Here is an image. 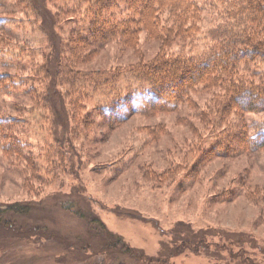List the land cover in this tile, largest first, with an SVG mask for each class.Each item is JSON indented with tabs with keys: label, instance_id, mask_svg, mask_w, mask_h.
<instances>
[{
	"label": "rangeland",
	"instance_id": "374dc122",
	"mask_svg": "<svg viewBox=\"0 0 264 264\" xmlns=\"http://www.w3.org/2000/svg\"><path fill=\"white\" fill-rule=\"evenodd\" d=\"M196 1L205 9L199 34L172 46L147 31L129 44L89 41L87 0L0 3V118L10 121L0 122V143L21 144L8 153L0 145V209L29 204L21 219L3 216L23 229L15 235L0 227V264H145L144 257L182 246L167 264H264V147L202 161L243 127L250 139L264 131V112L218 104L225 95L218 84L195 86L167 106L148 104V86L131 73L164 47L194 56L209 49L218 22L211 7L234 3ZM161 11V24L174 25L176 10ZM59 58L67 68L61 74ZM260 60L240 73H262ZM60 120L64 132L55 127ZM90 218L95 231L105 229L108 241L137 257L98 247ZM28 224L46 234H23ZM82 237L90 241L84 250ZM197 237L208 248L193 254L184 245L194 247Z\"/></svg>",
	"mask_w": 264,
	"mask_h": 264
},
{
	"label": "trees",
	"instance_id": "16d2710c",
	"mask_svg": "<svg viewBox=\"0 0 264 264\" xmlns=\"http://www.w3.org/2000/svg\"><path fill=\"white\" fill-rule=\"evenodd\" d=\"M5 1L0 0V3ZM87 1L88 4L84 12L87 21L86 27L89 30L87 36H90L89 41L91 42L101 40L102 43L119 38L124 44L134 43L137 41L139 32L147 31L148 35L153 38L163 36L161 41L164 45L183 44L194 35L199 34V26L202 22L203 11H205L204 6H200V2L197 3L196 0ZM228 2L229 0H225V5ZM233 3V6H227L223 11L211 7V11L217 14L218 22L209 32L211 46L205 53L197 56L182 55V53H169L167 47H164L160 49L154 59L141 62L139 65L132 67L131 73H136L138 80L147 85L151 92L148 104L159 105V107L167 106L175 101H181L186 96V92L195 86L212 88L213 85L218 84L223 86L225 92V95L217 98L218 104L225 105L226 108L236 110L241 114L264 112V69L262 73L254 72L248 75L241 74L239 71L244 65L248 66L254 63L256 58H260V61L264 63V0H233ZM203 5L209 6L208 1H205ZM171 8L176 10L175 13L174 11L169 13L174 18L175 23L168 27V25L161 24L160 13L162 12L161 9L171 11ZM117 11L118 16L124 14L123 19L116 18L114 14ZM157 30L163 35L157 33ZM172 30L175 32L174 34ZM74 34H76L78 41H84L80 39L79 35L86 36L85 33L83 35L82 32L78 31ZM95 36L102 37L95 38ZM58 63V70L61 74L62 71L67 70L64 65L66 62L64 60L62 64V60L59 58ZM199 67L202 68L201 71H199ZM191 72H195L196 77L191 76ZM187 76L189 80L182 85V79ZM234 100H236V103ZM52 106L55 107L56 102ZM1 121L4 124L10 122L6 118H0ZM55 127L60 128L61 132L66 131L61 120L56 122ZM226 137L223 136V138ZM227 141L229 142L227 143ZM57 142L59 149H61L64 166L67 163V153L63 148L64 138L59 137ZM0 145L2 149H5L4 153H8L6 151L11 147L18 149L17 147L21 146L17 139L13 142H1ZM241 146L249 151L264 147V131L259 132L250 139L247 129L243 127V130L237 136L220 140L213 148L215 154L204 157L202 161L204 163V161H208L213 157L229 156L234 154L235 150ZM18 150L21 151V149ZM241 150L243 151V149ZM66 168L67 164L64 169L66 170ZM197 169H199V164ZM28 208L29 204L26 203L23 205L12 204L4 211L0 209V227L7 231H13L15 235L22 233L23 228L21 225L14 227L9 222L10 220H3V216L11 212L13 216L21 219ZM95 221V218H90L88 226L93 232V238H100L96 242L98 247L105 249V246H107V248H110L109 250L120 247V252L135 256L133 250L128 249L117 239L111 242L108 241V238L105 237L107 234L105 229L100 232L95 231L91 226L96 223ZM44 230L46 229L43 227L28 224L23 234L27 235L31 234L32 231H38L37 233L40 235ZM88 241L87 238L82 237L81 243L83 246H79L80 249H86L87 244L90 242ZM59 242L65 244L64 238L59 237ZM195 242L194 247L184 245L185 249L197 254L200 248H208V243L201 238H195ZM182 248H176L162 258L150 257L151 259H149L144 257L145 264H167L169 258L181 253Z\"/></svg>",
	"mask_w": 264,
	"mask_h": 264
}]
</instances>
